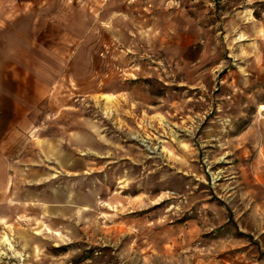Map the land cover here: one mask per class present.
<instances>
[{
  "label": "rangeland",
  "instance_id": "374dc122",
  "mask_svg": "<svg viewBox=\"0 0 264 264\" xmlns=\"http://www.w3.org/2000/svg\"><path fill=\"white\" fill-rule=\"evenodd\" d=\"M69 1L94 19L61 92L82 154L0 264H264V0Z\"/></svg>",
  "mask_w": 264,
  "mask_h": 264
},
{
  "label": "crops",
  "instance_id": "0c3cea01",
  "mask_svg": "<svg viewBox=\"0 0 264 264\" xmlns=\"http://www.w3.org/2000/svg\"><path fill=\"white\" fill-rule=\"evenodd\" d=\"M72 4L77 2L0 0V227L21 207L61 206L66 192L52 184L62 170L78 168L83 118L62 116L61 92L69 69L79 67L80 45L73 42L87 38L94 19L82 10L69 13ZM67 117L75 124L69 126Z\"/></svg>",
  "mask_w": 264,
  "mask_h": 264
},
{
  "label": "bare ground",
  "instance_id": "6f19581e",
  "mask_svg": "<svg viewBox=\"0 0 264 264\" xmlns=\"http://www.w3.org/2000/svg\"><path fill=\"white\" fill-rule=\"evenodd\" d=\"M260 111H264V105H261V106H260ZM3 241H4V243H5L6 245L9 246L10 249H12V246H11L10 240H9L8 238L5 237Z\"/></svg>",
  "mask_w": 264,
  "mask_h": 264
}]
</instances>
